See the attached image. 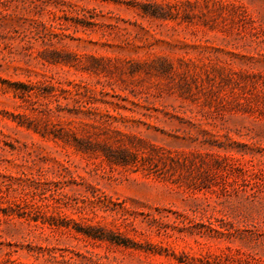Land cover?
<instances>
[{
    "label": "rangeland",
    "instance_id": "rangeland-1",
    "mask_svg": "<svg viewBox=\"0 0 264 264\" xmlns=\"http://www.w3.org/2000/svg\"><path fill=\"white\" fill-rule=\"evenodd\" d=\"M0 264H264V0H0Z\"/></svg>",
    "mask_w": 264,
    "mask_h": 264
}]
</instances>
